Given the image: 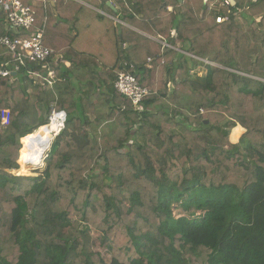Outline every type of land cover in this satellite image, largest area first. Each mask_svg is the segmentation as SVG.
Returning <instances> with one entry per match:
<instances>
[{
    "label": "trees",
    "instance_id": "trees-1",
    "mask_svg": "<svg viewBox=\"0 0 264 264\" xmlns=\"http://www.w3.org/2000/svg\"><path fill=\"white\" fill-rule=\"evenodd\" d=\"M205 1H116L153 39L122 28L111 68L63 36L59 5L37 12L66 82L36 83L25 59L0 83V264H264V0ZM5 36L24 34L0 11ZM19 55L0 45V63ZM121 73L150 90L138 110ZM53 111L67 121L46 171L11 174Z\"/></svg>",
    "mask_w": 264,
    "mask_h": 264
},
{
    "label": "built area",
    "instance_id": "built-area-1",
    "mask_svg": "<svg viewBox=\"0 0 264 264\" xmlns=\"http://www.w3.org/2000/svg\"><path fill=\"white\" fill-rule=\"evenodd\" d=\"M208 1L209 0H206L205 3H208ZM214 2L216 4L220 3L221 6L230 5L228 0H214ZM0 11L5 14L8 26L14 31L15 34L18 35L22 32L24 34L23 38L14 39L9 36H5L0 39L1 46L7 47L13 52L19 51L20 53L18 57L19 63L15 67L11 68L9 63H0V83L5 79L12 78L14 73L17 76L20 72V69L25 65V59H27L29 62L40 65L39 70L30 72V75L33 77L36 83L43 81L49 87H54L62 82H65L64 79L59 78L57 75V72L53 66L55 60L52 61L53 63L51 62L53 50L45 45L43 32L40 29L34 27L37 17L36 9L33 6L25 5L20 0H0ZM216 20L217 23H221L226 21L227 17L218 16ZM114 86L117 94L130 99L136 110L140 108L143 99L150 94V90L148 88L142 87L136 76L131 73H121L115 81ZM61 113L65 114L66 120L60 133L54 137L52 136V147L54 145L55 139L65 129L67 113L65 111H54L49 117V123L45 126L48 127L52 123V117L55 114ZM0 121L3 126H9L11 124V112L9 110L0 111ZM33 134L27 135L21 139L20 144L22 148V141L24 139L31 138V135ZM17 171L18 170H16V172Z\"/></svg>",
    "mask_w": 264,
    "mask_h": 264
},
{
    "label": "rangeland",
    "instance_id": "rangeland-1",
    "mask_svg": "<svg viewBox=\"0 0 264 264\" xmlns=\"http://www.w3.org/2000/svg\"><path fill=\"white\" fill-rule=\"evenodd\" d=\"M258 1L259 0L257 1L254 0V2H252L250 5H253ZM83 2L84 3H82L80 6L81 10L79 12V22L77 23V25L74 24L73 26V24H68V26H66L68 33H70V35L74 37V42H73L74 47L79 51H84L89 54H93L97 57H100V59L102 60L101 62L104 66H112L117 57L116 33H117V37L120 36L123 33L122 28H124V25L121 22H117L107 17L106 15L101 14V12L98 10L99 8L97 7L98 5L97 0H83ZM216 9L218 11L227 12V6H221L220 3L219 5L216 6ZM107 12L110 13L109 10ZM260 20L261 19H259L258 21L260 22ZM62 30L64 31V29ZM202 72L203 70L201 71V73ZM29 107L30 106L28 104V106L25 107V110L23 109L24 112L27 111ZM202 111L203 110H201V112ZM234 131H236V129H234L233 132L231 133L232 139L234 142L238 139L236 141L238 142L241 136L245 133V131H241V132L239 131L237 136L234 135ZM27 141H26V145H27ZM52 144H53V140L50 148L52 147ZM21 148L22 146L20 144V149ZM51 151L45 154L46 155L44 160L45 163L43 162V165L39 167V169L37 170L34 169L32 172H30V174L21 175L18 174L16 170H12L10 171V173L15 176H24V177H39L43 175L47 168L46 159L50 155ZM19 163H20V159H19ZM19 171L22 172V169Z\"/></svg>",
    "mask_w": 264,
    "mask_h": 264
},
{
    "label": "crops",
    "instance_id": "crops-1",
    "mask_svg": "<svg viewBox=\"0 0 264 264\" xmlns=\"http://www.w3.org/2000/svg\"><path fill=\"white\" fill-rule=\"evenodd\" d=\"M97 1H98L97 2L98 3L97 7L99 8L98 10L101 12V14L106 15L107 17H109V18H111V19H113V20H115L117 22H121L124 25V27L129 28V29L135 31V32L141 34L142 36H145L147 38L153 39V37H151L147 33L143 32L142 30H140L138 28H135V27L131 26L126 21H124V19H122L121 7H120L119 4H117L116 1L107 0L108 2H111V4H112L111 6H108L107 3H103L102 0H97ZM21 2L22 3H25L27 5L33 6L38 13L39 12H42V10H44V9H47V4L49 2V4L52 6V8L55 9L56 16H58V11L56 10V8H57V5H59L60 13L63 16L64 22H65V24H62L60 26V27H63V29L65 31V33L63 31V36H65L66 33L69 36H71L70 33H68V30L66 29V26H68V24H73V26H74V24L77 25V23L79 22V12L81 10L80 6H81L82 3H84L83 0H49V1H47V0H22ZM179 2L181 3L182 0H179ZM108 10L110 11V13L107 12ZM170 10H172V9H170ZM59 23H60V21L55 22L53 24V28H56L57 26H59ZM41 28H42V26L39 25V28L38 29H41ZM53 32L56 33V30H53ZM155 40H157V39H155ZM116 46H117V57H116L115 62L113 63L112 66H105V67L111 68V67H113L116 64V61H117V58H118V40H117V33H116ZM125 47L126 46H122V49L124 50ZM73 48L75 49L74 43H73ZM75 50L78 51V52H80V53L89 54V53L84 52V51H79L77 49H75ZM89 55H92L93 57L97 58L100 62L102 61L100 59V57H97V56H95L93 54H89ZM58 59H60V56H57L55 58V61H57ZM101 64H102V62H101ZM70 66H71L70 62H67L66 63V67L67 68H70ZM149 67H151V66L149 65ZM61 79H64L65 82H66V79L65 78H61ZM65 82H62V83H65ZM242 130L246 132V130H244V129H242Z\"/></svg>",
    "mask_w": 264,
    "mask_h": 264
},
{
    "label": "bare ground",
    "instance_id": "bare-ground-1",
    "mask_svg": "<svg viewBox=\"0 0 264 264\" xmlns=\"http://www.w3.org/2000/svg\"><path fill=\"white\" fill-rule=\"evenodd\" d=\"M65 119L66 116L64 113L55 114L52 117V123L46 129L39 130L34 134V138L30 142V154L23 161V174H30L34 169L37 170L43 165L45 154L51 149L50 146L53 137L60 133Z\"/></svg>",
    "mask_w": 264,
    "mask_h": 264
},
{
    "label": "water",
    "instance_id": "water-1",
    "mask_svg": "<svg viewBox=\"0 0 264 264\" xmlns=\"http://www.w3.org/2000/svg\"><path fill=\"white\" fill-rule=\"evenodd\" d=\"M228 1L230 2V5H232V6H235L236 5L235 0H228ZM255 1H257V0H255ZM102 2L103 3H107L108 6H111L112 5L111 2H108L107 0H102ZM13 75L16 76L15 73Z\"/></svg>",
    "mask_w": 264,
    "mask_h": 264
}]
</instances>
